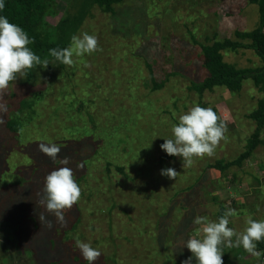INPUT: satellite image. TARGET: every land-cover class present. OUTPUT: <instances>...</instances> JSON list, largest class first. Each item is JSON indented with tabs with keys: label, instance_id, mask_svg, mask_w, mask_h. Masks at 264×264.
<instances>
[{
	"label": "rangeland",
	"instance_id": "374dc122",
	"mask_svg": "<svg viewBox=\"0 0 264 264\" xmlns=\"http://www.w3.org/2000/svg\"><path fill=\"white\" fill-rule=\"evenodd\" d=\"M51 8L50 25L76 17L62 38L66 48L73 35L87 32L98 37L102 51L74 55L75 63L62 68L48 60L47 69L37 65L17 74L0 92V264H87L77 239L102 253L95 264H182L192 257L188 239H203L202 226L193 223L197 216L218 222L220 207L224 213L235 209L229 227L237 233L248 218L264 221V125L262 144L241 166L214 168L246 151L255 131L252 115L264 100L263 80L258 86L245 80L238 92L203 94L201 101L227 126L214 155L184 168L181 157L161 149L174 138L179 116L200 102L190 83L206 73L201 47L224 39L246 44L236 34L257 27V5L123 0L110 14L91 0H53ZM221 55L237 68L261 65L246 48ZM152 81L163 86L154 89ZM23 99L32 105L20 116ZM12 119L16 132H5ZM40 143L60 146L56 161L39 150ZM64 157L68 165L60 163ZM65 166L82 195L62 226L40 201L47 175ZM168 168L179 173L175 180L161 175ZM223 252L224 264H264V248L259 256L242 245H224Z\"/></svg>",
	"mask_w": 264,
	"mask_h": 264
},
{
	"label": "clouds",
	"instance_id": "9594fccd",
	"mask_svg": "<svg viewBox=\"0 0 264 264\" xmlns=\"http://www.w3.org/2000/svg\"><path fill=\"white\" fill-rule=\"evenodd\" d=\"M5 8L4 0H0V11ZM34 43V38L30 39L28 34L16 24L10 23L7 17L0 16V92L8 89L11 82L17 80V74L23 76L26 70H30L37 65L48 68V59L41 60L36 55L30 44ZM102 51L98 37L83 32L81 35H73L71 44L64 49H51L50 55L64 65L72 66L75 61L73 56L81 57L85 54H93ZM226 124L220 119L216 111L211 107L204 108L195 105L183 115L179 116V123L173 125L172 139H165L161 149L169 156L181 157L183 167H190L195 158L214 155L216 146L226 139ZM23 132V129H20ZM39 150L57 160L61 148L56 143H40ZM70 158L64 157L60 163L68 165ZM80 169L84 168V163L78 164ZM179 173L174 168L162 169L161 175L171 180H175ZM163 190V189H162ZM44 198L40 201L46 207L48 213L52 214L56 221L62 226H66L65 212L70 211L76 205L82 195V189L76 182L74 172L69 167H61L52 171L46 177L44 188ZM238 215L235 209L228 208L216 221H211L207 217L197 216L193 223L202 226L203 239L192 237L188 239L186 247L192 253V257L184 260L182 264H192L193 258L196 264H224L223 246L243 248L254 256H259L256 251V243L264 240V221L247 219V227L242 233H237L229 227L230 217ZM39 222H46V217L41 214ZM47 226L53 227L51 221H47ZM236 237L235 243L232 238ZM76 247L87 264H95L102 253L93 248L90 243L77 239Z\"/></svg>",
	"mask_w": 264,
	"mask_h": 264
},
{
	"label": "trees",
	"instance_id": "16d2710c",
	"mask_svg": "<svg viewBox=\"0 0 264 264\" xmlns=\"http://www.w3.org/2000/svg\"><path fill=\"white\" fill-rule=\"evenodd\" d=\"M121 1L123 0H91L100 11L110 14L114 12L113 6ZM4 2L5 8L0 11V16L7 17L10 23L21 27L30 39L34 38V43L30 44L29 47L36 55L40 56L41 60L48 59L62 68L63 64L50 55V50L66 48L62 38L76 17L58 19L55 25H50L47 23L46 18L55 14L51 8L53 0H4ZM250 3L257 5L258 25L249 33L236 34L238 38L247 40L246 44L224 39L223 41L214 42L210 46L201 47L202 66L206 73L201 80L190 83V88L195 91L200 99L198 105L201 107H209L201 101L205 92H211L217 88H223L229 92H238L245 80H250L255 86H258L261 80L264 81V0H250ZM239 48L253 51L260 60L261 65L255 68H237L223 60L221 55L223 50L236 51ZM27 76H29V73H27ZM152 82L154 89H160L163 86V82ZM13 98L15 99L16 96H13ZM31 105L32 103H29L27 99H23V102L18 105L17 112L19 111L21 116L23 111ZM252 120L255 123V131L247 141L246 151L231 162L216 163L214 165L215 169L223 171L229 166H241L242 162L251 155L257 146L262 144L259 133L264 125V100L257 103ZM15 124L13 119L8 120L4 125L5 132L8 130L16 132ZM85 145L86 143L83 144V146ZM165 155L168 154L165 153ZM223 215L224 208L220 207L218 220ZM254 243H256V251L264 248V240Z\"/></svg>",
	"mask_w": 264,
	"mask_h": 264
}]
</instances>
